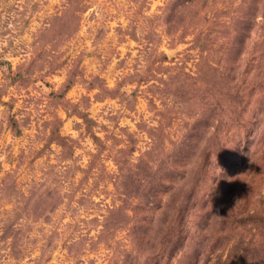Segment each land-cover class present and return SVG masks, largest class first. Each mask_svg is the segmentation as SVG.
<instances>
[{"label":"rangeland","instance_id":"rangeland-1","mask_svg":"<svg viewBox=\"0 0 264 264\" xmlns=\"http://www.w3.org/2000/svg\"><path fill=\"white\" fill-rule=\"evenodd\" d=\"M0 264H264V0H0Z\"/></svg>","mask_w":264,"mask_h":264}]
</instances>
